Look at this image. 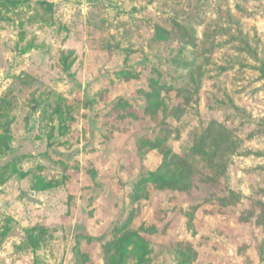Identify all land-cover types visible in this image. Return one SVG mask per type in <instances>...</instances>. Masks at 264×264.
Masks as SVG:
<instances>
[{
  "label": "rangeland",
  "instance_id": "1",
  "mask_svg": "<svg viewBox=\"0 0 264 264\" xmlns=\"http://www.w3.org/2000/svg\"><path fill=\"white\" fill-rule=\"evenodd\" d=\"M22 1L0 0V264H114L117 228L132 211L128 230L146 247L126 264H181L183 252L191 264H260L264 0ZM176 23L196 41H155L157 26ZM153 79L179 119L145 115ZM119 101L135 117L119 119ZM165 122L174 154L190 155L213 122L237 149L218 183L197 156L191 192L149 183L134 200L163 163L139 144ZM35 178L52 188L36 191Z\"/></svg>",
  "mask_w": 264,
  "mask_h": 264
},
{
  "label": "trees",
  "instance_id": "2",
  "mask_svg": "<svg viewBox=\"0 0 264 264\" xmlns=\"http://www.w3.org/2000/svg\"><path fill=\"white\" fill-rule=\"evenodd\" d=\"M8 2L11 6L18 7L22 5L24 1L8 0ZM41 5L47 11L55 9L53 3L41 2ZM154 39L157 42H169L178 39L183 45L191 44L196 41L194 29L183 23H176L173 30H166L163 27L157 26ZM240 49V51L243 52H250L251 47L249 42L242 39V47ZM159 58L162 59V56L159 55ZM170 62H172V60ZM174 62H176L174 65H177L178 67L181 66L178 65L180 64L178 59H175ZM189 74L191 77L194 75L193 69H190ZM159 82L160 80H151L150 86L152 90L144 93L143 98L146 104L144 109L145 115L150 117L158 115L159 111L162 110L164 115L174 116L179 119L181 109L178 107L175 112L169 111V107H167L162 99L161 93L162 90L166 89L167 85H161ZM125 104L123 101H119L114 106V110H122V113H119L118 115V118L121 120L128 117H135L132 113L123 114V111H126L129 107L128 103ZM164 124L166 128L163 130L162 135L157 136L155 139H145L139 144V151H159L163 155V163L155 172L149 173V175L142 180V183L136 187L135 193L137 194H133L134 200H138L141 197V191L144 192L145 186L149 183L153 184L159 190L168 189L181 193L191 192L195 186L193 180L198 171L192 158L197 156L202 157L207 163V166L212 170V175L206 177V180L210 183H218L219 179L224 177L227 173V159L229 158V154L235 152L238 146L237 142L232 139V135L226 128H224V126L213 122L196 140L195 146L191 150V154L188 156H180L174 154L167 146V143L172 136L173 128L167 122ZM31 175L32 172H20L19 178L25 179ZM39 182L42 185H40ZM47 184L48 183H44V180L39 181L38 178H35L34 189L36 191H43L52 188V183ZM220 200L224 202L226 197L221 198ZM133 215L134 212L132 211L125 222L117 228L120 238H118L113 245L115 252L111 256V260L113 259L114 264H126L131 256L137 258L140 252H145V240L141 238V235L137 231L128 230L132 223ZM257 223L264 227V204L257 215ZM40 244V241L34 242L36 247L40 246ZM130 247L131 250L129 249ZM258 253L260 264H264V240L258 247ZM107 254H111V250H108ZM142 257L143 256H141V258ZM181 264H191V259L186 258L185 252L182 254Z\"/></svg>",
  "mask_w": 264,
  "mask_h": 264
}]
</instances>
